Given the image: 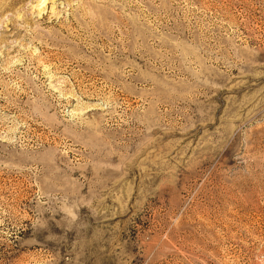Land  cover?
Returning a JSON list of instances; mask_svg holds the SVG:
<instances>
[{"label":"rangeland","instance_id":"1","mask_svg":"<svg viewBox=\"0 0 264 264\" xmlns=\"http://www.w3.org/2000/svg\"><path fill=\"white\" fill-rule=\"evenodd\" d=\"M0 264H264V0H0Z\"/></svg>","mask_w":264,"mask_h":264}]
</instances>
